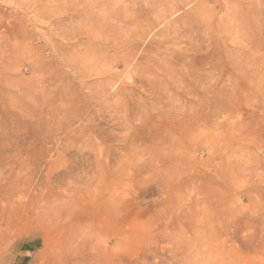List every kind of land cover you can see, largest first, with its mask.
I'll list each match as a JSON object with an SVG mask.
<instances>
[{
    "label": "rangeland",
    "instance_id": "rangeland-1",
    "mask_svg": "<svg viewBox=\"0 0 264 264\" xmlns=\"http://www.w3.org/2000/svg\"><path fill=\"white\" fill-rule=\"evenodd\" d=\"M0 264H264V0H0Z\"/></svg>",
    "mask_w": 264,
    "mask_h": 264
},
{
    "label": "bare ground",
    "instance_id": "bare-ground-1",
    "mask_svg": "<svg viewBox=\"0 0 264 264\" xmlns=\"http://www.w3.org/2000/svg\"><path fill=\"white\" fill-rule=\"evenodd\" d=\"M173 1H174V0H173ZM188 1H189V0H188ZM180 2H181V1H180ZM168 11H169V10H167L164 14H168ZM108 18H109V16H108Z\"/></svg>",
    "mask_w": 264,
    "mask_h": 264
}]
</instances>
